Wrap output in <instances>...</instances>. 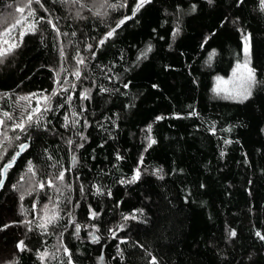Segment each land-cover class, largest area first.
<instances>
[{"label":"trees","instance_id":"trees-1","mask_svg":"<svg viewBox=\"0 0 264 264\" xmlns=\"http://www.w3.org/2000/svg\"><path fill=\"white\" fill-rule=\"evenodd\" d=\"M18 2L0 0V22ZM99 3L33 0L34 14L13 41L20 43L30 25L35 32L0 64L2 118L5 111L26 115L28 101L19 97L60 87L39 125L19 132L28 147L0 177V264H45L40 255L54 247L57 231L71 264H153V258L156 264H264V239L256 235L264 236L260 0H151L119 28L137 0H112L108 5L118 6L102 16ZM246 35L256 76L252 95L243 102L216 96L215 77L245 60ZM4 39L11 35L0 39V48L7 47ZM66 79L75 84L64 87ZM149 138L156 141L150 148ZM13 155L5 152L0 168ZM29 161L44 181L57 183L64 172L66 195L60 199L61 191L50 189L21 195L18 182ZM49 194L63 209L52 232L37 227L33 209ZM68 261L69 255L47 264Z\"/></svg>","mask_w":264,"mask_h":264},{"label":"snow or ice","instance_id":"snow-or-ice-1","mask_svg":"<svg viewBox=\"0 0 264 264\" xmlns=\"http://www.w3.org/2000/svg\"><path fill=\"white\" fill-rule=\"evenodd\" d=\"M36 3H39V0H35ZM107 2V0H106ZM151 0H137V3L135 4V7L132 9V15L131 16H126L124 19H121L117 25L116 28H119L120 26L124 25L126 20L132 19L137 12L140 11V9L147 3H150ZM240 3H243V0H239ZM33 3V0H27V4L24 6H18L15 10L18 13L24 14L26 7H29L31 4ZM209 3H212V0H209ZM118 5L116 4H111L109 5V7L112 8H116ZM120 7H126V4H122L119 5ZM260 6L261 9L264 10V0H260ZM194 8V6H193ZM34 13L32 10H30L27 13L28 16H32ZM97 15H100V13L98 12ZM41 20L43 19V17L40 18ZM49 23H51V21H48ZM22 21L20 19H17L15 24L12 25V28L5 30V32L3 33V35L5 37H9L11 31L16 28L17 26L21 25ZM53 28L55 29L56 26L53 25ZM36 30V26L30 25L27 31H21L19 33V38H20V43L23 42V37L28 34L29 32L34 33ZM115 28L112 31H109L106 36L100 40V44L103 45L105 43V41L112 37L113 34L115 33ZM57 34H59L58 30H57ZM12 40H15V37H11ZM251 37L250 36H245L244 38V46H243V53L245 56V60L243 61V63H238L236 66V69L234 70L233 73V79L232 80H221L218 78V86L215 89V91L217 92V94H221L223 93L227 98H232L235 99L239 102H243L245 100H248L250 98V96L252 95V87L255 85L256 83V76H255V71L254 69H252L249 65H250V60L248 59L251 55ZM20 43H10L9 39H4L3 40V44L7 45V47L4 48H0V64L4 63V59L7 58L10 54H12L14 52L15 49L20 47ZM89 48H91V45H89ZM147 51H151V47L148 48ZM61 55H63V53H61ZM146 55V53L144 54ZM214 55V53L210 54V59L211 56ZM80 64L84 63L83 58H81L78 61ZM74 75L79 78L81 73L79 70H77ZM57 84L60 83L59 80L56 81ZM220 85H231V87H220ZM127 86V85H125ZM58 91L57 89H53L50 93V95H41V96H37L36 99V107H31V104L29 103V108L30 111L28 112V114L25 116L23 112H21L19 117H14L13 115H11L8 112H4L3 115V119H0V128H6V121L11 120L13 121L12 125H11V131L16 132L17 130H19L20 133L24 134L27 133L28 129L31 128L34 124L35 125H39L40 120L42 119V115L43 112L49 111L50 110V103L53 97H56L58 95ZM63 91H67V89H63ZM34 96L36 94H33ZM82 98L83 99H88V95L87 93L82 94ZM19 99L21 101H31V97L29 96H21L19 97ZM69 100H71V97H68ZM41 101H43L44 103V107L41 108ZM65 119H67V117H65ZM157 119H161V117H157ZM149 131H151V126H149ZM0 135L4 136V142H10V137H8L7 135V131L5 130L4 132L0 133ZM16 140L20 139V136L17 135L15 137ZM150 142L148 144V147L150 148L153 144L156 143L155 140H152L151 138ZM228 143H230V141H227ZM69 143H71V141H69ZM0 147H3V143H0ZM20 152H16L15 155H13L11 157V160L7 163H5L2 168H0V177H4L6 178L8 171L14 166V163L16 161V158L21 154V152H23L24 150L27 149L28 145L27 144H20ZM147 150V149H146ZM75 159V157L73 158ZM28 172L35 175L34 169H33V165L31 163V161H29L28 164ZM140 177V172L137 171L136 175L133 176V181L139 179ZM4 178H0V187H3L4 185ZM23 179V178H22ZM57 179L60 181H63L65 179V174L64 172H60L57 176ZM48 186L49 187H53L56 191H61V189L59 187H57L53 181L49 180L48 181ZM39 187L41 189H43L45 187L44 183H40ZM83 190V189H81ZM99 191V190H97ZM21 199H23V197H21ZM33 207H35V205H33ZM47 205H45V209H47ZM52 213V215H48V212H45V217L44 219L46 220V223L42 222L40 224L37 225V227L41 228V229H47L48 225L50 224H54L55 221L59 218L56 215V210L50 209L48 210ZM96 213L93 212L92 213V218L94 219L96 217ZM125 219H135V216L132 217H125ZM27 223H31V221L27 222ZM7 227V226H5ZM31 230V229H29ZM80 231V226L76 225V232L79 233ZM256 235L258 237H260L261 239H264V236L261 235L260 232H257ZM231 236L235 237L236 233L235 231L231 232ZM94 239H98L97 237H93ZM18 248L21 251L25 250V246H24V242L23 241H19L18 242ZM65 253L69 255V261L68 264H71V259L70 256L71 254L68 252V249L65 248L64 249ZM49 256V253L43 252L40 255V259L44 260L45 258H47ZM153 264H156L155 262V258H153Z\"/></svg>","mask_w":264,"mask_h":264},{"label":"rangeland","instance_id":"rangeland-1","mask_svg":"<svg viewBox=\"0 0 264 264\" xmlns=\"http://www.w3.org/2000/svg\"><path fill=\"white\" fill-rule=\"evenodd\" d=\"M98 2H100L96 7H95V11L98 13H100V16L102 15H106L107 13H105L108 8H109V5L108 3L111 2L112 0H97ZM118 1V4L121 3L122 0H117ZM120 2V3H119ZM27 4V0H20V2L18 3H14V5H12L9 10H12V12H9L7 13L6 17L4 19L1 20L0 22V39L2 37H5L3 35V33L5 32V30L7 29H10L12 28V25L15 24L16 20L17 19H20L22 21V24L17 26L16 28H14L10 35L11 37L13 36H16L17 35V31H18V28L19 27H23L25 24H26V17H27V13L29 11V7H26V10H25V13L24 14H21V13H18L16 12V8L18 6H24ZM108 5V6H107ZM111 5V4H110ZM9 17H13V20L9 21V22H6L8 20ZM10 43H13L15 41H13L12 39L9 40ZM64 52H63V56H64ZM240 63H243V62H240ZM238 64V63H237ZM237 64L233 67L231 73L228 75V76H216L215 79H214V85H213V92L216 96H219L221 98H224V99H230V100H235V99H232V98H227L223 93L221 94H217V92L215 91V89L217 88L218 86V78L221 79V80H232L234 77H233V73H234V70L236 69V66ZM250 66V65H249ZM76 78V76H75ZM65 84H64V87H67L68 85L70 84H75V79L72 81L71 79H66L65 80ZM220 87H231V85H220ZM253 88V87H252ZM57 90L60 91V87H56ZM58 91V92H59ZM252 91V89H251ZM42 95H50V94H42ZM37 96H41L40 95H33V96H30L31 97V101L29 102H26L25 105H24V108L26 109V115L28 114V112L30 111V108H29V103L31 104V107H36V99H37ZM53 99V98H52ZM237 101V100H235ZM44 107V103L43 101H41V108ZM25 115V116H26ZM0 119H3L2 117H0ZM11 125L12 123H9L8 121H6V128H0V133L4 132L5 130L7 131V135L8 137H10V142H4L3 144V147L0 149V160L4 157V154L5 152H7L8 150H15V153L18 152V150L20 149V144H25V142L21 141V139L19 140H16L15 137L17 135L20 136L19 134V130L16 131V132H13L11 131ZM3 139H4V136H3ZM17 149V150H16ZM137 171L142 172L141 168L138 169ZM23 178V179H22ZM48 181H44L40 178L37 177V175H33L31 173H26L24 174L22 177H21V180H19L18 182V189H19V193L21 195H29L30 192H33V191H36L37 193L40 191H46V189H50L49 191H56L53 187H49L48 186ZM52 181V180H51ZM40 183H44L45 187L43 189H41L39 187V184ZM57 187H59L61 189V193L59 195L60 199L66 195V192H67V183H65L66 185H64V182L63 181H58L57 183L56 182H53ZM50 196V199L47 200L46 203H44L43 205H39V202L38 200H35L34 201V205L35 207H33L34 211L36 210V214H39L40 215V223L44 222L46 223V220L44 219L45 217V212H48V215H52V213L48 210L50 209H55L56 210V215L59 217L54 224H50L48 225L47 229L45 231H49V232H52L54 231V229L56 228V226L58 225V220L60 219V217L63 216L62 214V207L61 205L59 204V202L56 201V199L54 198V196H51V194H49ZM45 205H47V209H45ZM127 223H123V226L122 227H126ZM66 248L64 242H63V238H62V235H61V232L57 231L56 232V242L54 244V247L51 249V250H47L46 253H49V256L47 258H45L43 261L45 264L47 263H50L51 261H54L55 259H58V258H63V257H66L68 254L65 253L64 249ZM12 262H8L6 264H11Z\"/></svg>","mask_w":264,"mask_h":264},{"label":"water","instance_id":"water-1","mask_svg":"<svg viewBox=\"0 0 264 264\" xmlns=\"http://www.w3.org/2000/svg\"><path fill=\"white\" fill-rule=\"evenodd\" d=\"M20 152V151H19ZM18 158V157H17ZM102 263H103V259H102V261H101Z\"/></svg>","mask_w":264,"mask_h":264}]
</instances>
